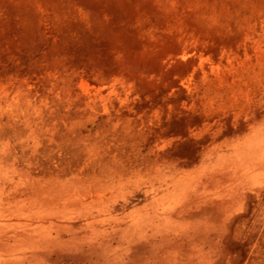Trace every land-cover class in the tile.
<instances>
[{
  "label": "rangeland",
  "instance_id": "rangeland-1",
  "mask_svg": "<svg viewBox=\"0 0 264 264\" xmlns=\"http://www.w3.org/2000/svg\"><path fill=\"white\" fill-rule=\"evenodd\" d=\"M0 264H264V0H0Z\"/></svg>",
  "mask_w": 264,
  "mask_h": 264
}]
</instances>
